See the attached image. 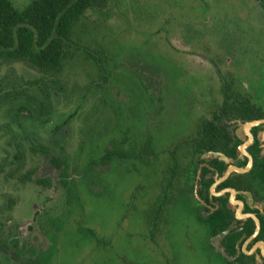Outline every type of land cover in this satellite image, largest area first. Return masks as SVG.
<instances>
[{"label":"rangeland","instance_id":"rangeland-1","mask_svg":"<svg viewBox=\"0 0 264 264\" xmlns=\"http://www.w3.org/2000/svg\"><path fill=\"white\" fill-rule=\"evenodd\" d=\"M12 2L20 11L29 0ZM76 35L90 54L103 53L107 77L88 56L78 53L49 84V99L39 121L43 123H13L6 115L9 105H0V244L18 239L19 257L39 258L44 264H130L132 260L133 264H150L151 260L154 264H222L221 259L211 258L203 242L204 230L187 214L167 218L160 253H153L139 237L129 236V228L121 222L125 200L143 175L147 180L148 173L142 168L139 174L124 175L125 162L100 167L92 166L91 161L101 157L108 146L104 140V148L97 150L103 120L112 129L119 114L120 126L131 129L128 143L134 139L138 145L146 137H157L163 125L164 148H170L180 135V124L193 126L220 106L225 78L232 82L240 101L249 97L264 110V74L260 70L264 64V11L258 0H110L103 12L87 15ZM141 53L157 60L155 65ZM165 71L175 74L171 84L176 91L189 95L193 90L187 116L179 114L180 97L170 90ZM39 78L23 64L0 65L2 86L13 84L22 90L24 82ZM198 86L204 91L196 89ZM138 89L143 100L134 103ZM25 94L34 108L43 101L33 88ZM238 134L241 136L240 129ZM122 138L119 135L116 140ZM30 143L48 148L51 156L62 155L72 176L73 202L76 193L80 203L68 205L69 192L49 164V156L34 153ZM90 162L96 174L99 170L106 174L97 193L81 185ZM112 171L116 174H110ZM29 174L30 180L26 178ZM38 181H49V185ZM68 211L74 216L69 217ZM98 224L103 226L101 231ZM31 225L32 232L23 236ZM77 225L85 231H100L101 238L109 237L108 230L116 237L91 255L93 245L87 246L85 237L79 235V245L71 243ZM11 260L0 255V264H16Z\"/></svg>","mask_w":264,"mask_h":264},{"label":"flooded vegetation","instance_id":"flooded-vegetation-1","mask_svg":"<svg viewBox=\"0 0 264 264\" xmlns=\"http://www.w3.org/2000/svg\"><path fill=\"white\" fill-rule=\"evenodd\" d=\"M258 2L264 11V0H258ZM147 40V43H150L149 39ZM146 56L142 54L145 60L155 65L157 60L152 59L148 54ZM101 67L105 69L103 64L96 68L101 69ZM152 67L154 68V66ZM260 70L264 74V64H260ZM165 72L169 80L170 90L176 92L180 97L179 114L182 117L187 116L186 112L189 111L193 102L192 89L194 87L191 88L192 91L189 95L185 92L176 91L171 84L172 80L176 78L175 74L173 75L171 71ZM262 74L261 81L263 80ZM179 77L183 79L181 75ZM225 79L221 81L222 102L220 106L208 118L196 120L193 126L180 124L177 128L181 129L178 132L180 135L176 136L172 146L168 149L164 148V141L166 142L167 139L163 133V125L158 130L157 137H146L144 143L137 145L134 139H129L128 143V135H131V129H123L120 126L121 114H119V118L115 117L116 123L114 122L112 129H108V123L104 122V119L103 137L99 136L96 139L98 142L97 150L104 148L102 147L105 145L104 140L108 146L101 157L91 162L92 166L100 167H108L117 161L125 162L124 175L139 174L143 169L148 173L147 180L144 179L143 175L142 181L132 187V191L125 200L126 210L121 215V222L129 228V236L139 237L153 253H160L164 234L163 226L167 223V218L171 214L181 213V215L187 214L192 223L198 224L204 230L206 241L203 242L208 246L211 258L215 256L221 259L222 264H264V110L261 106L252 103L248 96L246 100L254 107L253 113L260 115V118L246 119L241 110L240 112L235 110L236 107L233 109V105L230 107L231 110H224L223 104L226 99L229 100L230 104H238L237 102L241 103L242 101L237 99V95L232 89V82ZM182 81L184 83V80ZM129 84L132 85V82ZM192 86L195 85L192 84ZM128 89L131 90L132 87L129 86ZM196 89L203 90L202 86H198ZM134 95L138 98V100H133L134 103L143 100L141 89H138ZM15 111L14 114L12 112L6 114L13 123H18L19 120L29 121L32 125L43 123V121L39 122L41 117L35 108L25 100H20L17 103ZM254 122L261 123L248 127ZM105 123L106 125H104ZM208 124H212L220 132L225 131L227 133L232 141L229 144L230 149L225 148V140H220L214 145L215 151L206 149V146L209 145L202 143V141L205 134L204 127H207ZM118 128L121 129L118 130ZM239 129L241 136L238 134ZM107 135H113V137L105 139ZM119 135H122L123 138L117 141L116 138ZM30 144L32 151L36 149L34 144ZM234 145L236 146L234 156H230V150ZM124 146H127L126 149ZM43 149L47 151V155H43L49 156V164L59 173V178L66 182L63 185L69 192L68 205L75 203L77 205L80 203V199L75 193L77 200L73 202L74 197L71 196V192L74 186L70 183L72 176L70 177L66 171L65 160L62 155L51 156L48 148ZM120 151L124 157H120ZM222 156L226 157L227 160H223ZM19 157L18 159L21 160L22 155L20 153ZM53 157L60 159L61 168L59 170L52 164ZM91 162L83 172L82 179L84 181L81 185H86L88 186L87 189L97 193L101 191L100 185L106 174L100 173V170L96 174L90 165ZM230 168H237L244 172L231 171L226 176ZM110 174L116 173L112 171ZM30 176L31 174L27 175L26 178L30 180L32 178ZM67 214L69 217L74 216L72 211L70 213L68 211ZM217 216L220 217L216 221L219 220L218 222L222 226L212 225L216 223L215 218ZM222 216H224L223 219ZM67 220L65 218V221ZM223 224L226 226L224 227ZM102 228L103 226L97 225L98 230L101 231ZM229 228L231 230L224 238H218ZM32 230V225L27 226L23 236ZM100 231L95 232L92 229L85 231L77 225L75 232H73V240L76 243L72 240L71 243L79 245L78 241H81L79 235L85 237V244L87 246L93 245L90 251L92 255L91 252L94 249H101L102 243H109L110 245L116 237L114 236L115 233L108 230L109 237L101 238ZM19 244L21 241L18 239L8 240L7 243L0 244V253L8 256L10 260L12 259L11 261H15L2 246H7L8 250L13 252L14 246L16 245L15 249H18ZM220 249L223 250L226 257L220 253ZM130 264H133V260ZM150 264H154L153 260Z\"/></svg>","mask_w":264,"mask_h":264},{"label":"trees","instance_id":"trees-1","mask_svg":"<svg viewBox=\"0 0 264 264\" xmlns=\"http://www.w3.org/2000/svg\"><path fill=\"white\" fill-rule=\"evenodd\" d=\"M109 1L29 0L28 5L18 11L12 0H0V65L23 64L40 75L37 80L24 82L25 88L22 90H18L13 84L0 85V105L6 102L9 105L8 111L14 114L20 100L30 101L25 91L28 88H33L43 99V101H39V104H35V110L41 116L49 99V84L60 76L66 64L73 61L78 53L88 56L96 67L102 66L103 53L96 52L92 55L87 49H83L77 39L76 29L88 14L106 10ZM99 70L105 76L107 75V71L103 67ZM237 103L230 104L226 99L223 109L229 111L233 105V109L236 107L235 110L239 112L241 110L246 119L260 118V115L253 113L255 109L246 99ZM204 129L202 143L209 145L206 146L207 150L215 151L214 145L220 140H225V148L230 149L229 144L232 141L225 131H218L212 124H208ZM235 147L234 145L230 150V156H234ZM33 152L47 155V151L43 148L33 149ZM119 155L124 157L121 151ZM52 164L58 170L61 168L58 158L53 157ZM38 183L49 185L48 181H38ZM62 183L66 184L63 180ZM219 217L217 216L215 221ZM223 217L221 218L223 219ZM218 221L212 225L222 226ZM223 226L226 225L223 224ZM2 247L16 261V264H43L39 258L19 257L17 249H15L16 245L13 252H10L8 247ZM0 255L2 254L0 253ZM2 257L10 260L6 255H2Z\"/></svg>","mask_w":264,"mask_h":264},{"label":"water","instance_id":"water-1","mask_svg":"<svg viewBox=\"0 0 264 264\" xmlns=\"http://www.w3.org/2000/svg\"><path fill=\"white\" fill-rule=\"evenodd\" d=\"M259 123H261V122H254V123L248 125V127H249V126L257 125V124H259ZM221 158H222L223 160H227L226 157H224V156H222ZM231 171H235V172H238V173H243V172H244L243 170H239V169H237V168H230V169L228 170L226 176H228L229 173H230ZM230 230H231V228H229V229L226 230L224 233H222L221 235H219L218 238H220V239L224 238V237L230 232ZM219 251H220V253H222V255H223L224 257H226V255L223 253V250H222V249H220Z\"/></svg>","mask_w":264,"mask_h":264}]
</instances>
